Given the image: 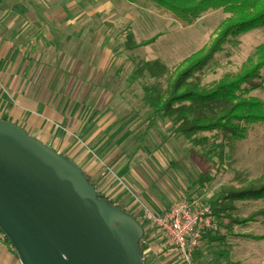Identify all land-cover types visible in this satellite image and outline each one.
I'll return each instance as SVG.
<instances>
[{"label": "rangeland", "instance_id": "374dc122", "mask_svg": "<svg viewBox=\"0 0 264 264\" xmlns=\"http://www.w3.org/2000/svg\"><path fill=\"white\" fill-rule=\"evenodd\" d=\"M19 1L17 11L36 13L31 30L37 67L27 76L37 81L42 96L35 125L44 122L43 139L77 164L99 194L143 222L148 237L143 244L149 245L145 263L188 264L155 246L160 235L142 220L143 211L166 210L190 194L210 202L221 187L240 186L235 174L246 182L260 180L264 123L251 126L246 139L226 149L219 164L210 153L219 140L215 133L199 134L210 143L195 147L173 136L170 123L161 118L147 127L146 81L132 73L140 60H157L168 79L186 58L211 43L228 15L222 9L209 11L184 27L145 0ZM154 37L147 46L127 50V44ZM263 42L264 28L232 39L197 78L210 85L237 74ZM261 73L262 86L245 97L264 101V69ZM201 175L209 180L200 185ZM263 208L264 200L237 201L230 213L243 219ZM220 222L214 216V230L203 235L190 264H264V218L227 229ZM217 236L224 240L210 241Z\"/></svg>", "mask_w": 264, "mask_h": 264}, {"label": "trees", "instance_id": "16d2710c", "mask_svg": "<svg viewBox=\"0 0 264 264\" xmlns=\"http://www.w3.org/2000/svg\"><path fill=\"white\" fill-rule=\"evenodd\" d=\"M145 1L171 14L174 20L184 27L192 25L209 11L222 9L228 15L220 24L211 43L186 58L168 79L164 77L166 68L157 60H140L132 73L135 79L146 81L143 86L142 103L149 112L147 127H152L154 122L161 118L170 123L173 136L183 137L195 147H206L210 143L206 137H198L199 134L215 133L219 140L212 143L210 153L221 164L226 149L231 151L236 142L245 140L251 126L264 123V101L255 97H245L248 92L262 86L264 42L256 47L254 59L250 58L235 75H225L210 85L202 84L197 75L215 60L217 54L224 51L232 39L264 28V0ZM155 39L156 37L139 45L127 44V50L147 46ZM84 175L95 187L90 177L85 173ZM198 180L201 185L209 178L204 180V176L201 175ZM234 180L240 184L239 187L231 185L221 187L209 202L214 216L221 221V227L225 229L256 222L259 217L264 218V208L243 219H236L230 213L237 201L264 200V162L263 176L260 180L246 182L240 174H235ZM98 197L107 200L99 193ZM107 201L113 205L111 201ZM117 207L125 211L124 207ZM130 215L143 229L139 241V251L143 255L149 246L147 243L143 244L148 238L146 227L136 216ZM5 239L10 244L9 240ZM209 239L212 242L223 241L224 237ZM145 262L144 264H148Z\"/></svg>", "mask_w": 264, "mask_h": 264}, {"label": "water", "instance_id": "95a60500", "mask_svg": "<svg viewBox=\"0 0 264 264\" xmlns=\"http://www.w3.org/2000/svg\"><path fill=\"white\" fill-rule=\"evenodd\" d=\"M0 231L21 264H144L141 225L77 164L3 120Z\"/></svg>", "mask_w": 264, "mask_h": 264}, {"label": "crops", "instance_id": "0c3cea01", "mask_svg": "<svg viewBox=\"0 0 264 264\" xmlns=\"http://www.w3.org/2000/svg\"><path fill=\"white\" fill-rule=\"evenodd\" d=\"M19 3L28 4L30 1ZM35 22L36 13L17 11V0H0V120L21 127L47 144L44 140L46 133H43L44 122L35 125V117L40 118L38 100L42 96L38 94L37 81H28L31 76H27L31 74V69L37 67V50L32 38L35 33L32 31L35 30H31ZM50 130L51 127L47 131ZM156 240L153 242L158 247ZM0 264H21L11 244L1 236Z\"/></svg>", "mask_w": 264, "mask_h": 264}, {"label": "built area", "instance_id": "2783aa9c", "mask_svg": "<svg viewBox=\"0 0 264 264\" xmlns=\"http://www.w3.org/2000/svg\"><path fill=\"white\" fill-rule=\"evenodd\" d=\"M142 220L160 235L159 249L173 251L188 264L197 250L203 235L214 230V214L207 200L186 195L163 211H143ZM143 223V222H142ZM0 236L6 238L0 231ZM148 256L143 255V261Z\"/></svg>", "mask_w": 264, "mask_h": 264}, {"label": "flooded vegetation", "instance_id": "af4514ba", "mask_svg": "<svg viewBox=\"0 0 264 264\" xmlns=\"http://www.w3.org/2000/svg\"><path fill=\"white\" fill-rule=\"evenodd\" d=\"M144 261H146V260H144Z\"/></svg>", "mask_w": 264, "mask_h": 264}]
</instances>
